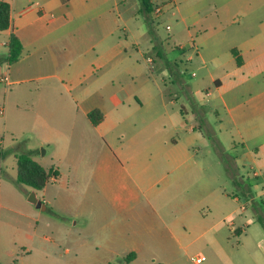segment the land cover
<instances>
[{
    "label": "crops",
    "instance_id": "obj_1",
    "mask_svg": "<svg viewBox=\"0 0 264 264\" xmlns=\"http://www.w3.org/2000/svg\"><path fill=\"white\" fill-rule=\"evenodd\" d=\"M4 1L11 6V26L0 31V68L6 61L3 71L0 69V83L7 91L14 85H27L25 113L32 125L23 141L14 127L0 125V154L4 153L0 172L8 168L6 157H13L17 163L18 153L32 154L43 167L59 172V177L42 190L33 189L45 195L50 185L68 188L62 181L64 162H69L65 168L73 176L84 159L91 176H105L111 181L105 190L117 202L106 206L104 212L126 210L131 217L86 219L82 229L80 221H74L77 250H84L81 242L88 240L94 242L88 244L92 249L103 246L95 243L99 241L110 253L123 257L125 253L127 264H138L146 252L167 258L157 264H191L190 260L193 264H264L260 261L264 250L251 251L241 241L235 245L230 240V236L249 233L245 221L248 205L236 193H222L212 187L203 164L192 159L191 134L197 129L189 124L192 112L185 105L177 110L167 106V97L173 103L179 95L167 88L168 92L162 91L159 86L157 74L166 73L170 78L172 71L161 62L157 48L162 41L158 45L153 40L161 38L155 24L150 26L141 0ZM151 2L154 7L158 5L155 12L161 20L167 6L181 1ZM221 3L217 1L202 15L191 12L185 18L187 39L171 48L179 51L180 59L206 68L210 83L202 91L222 105L218 116L222 111L226 116H221L220 122L228 119L232 136L237 139L232 144L234 166L248 178L254 176V186L259 187V182L264 184V0ZM12 33L21 40L23 51L17 61L9 63L8 55L1 50L8 49L9 54ZM150 51L155 54L148 55ZM2 75H6L5 80H1ZM171 76L174 84L175 74ZM1 110L0 114H5ZM93 111L102 114L99 123L89 117ZM6 133L12 137L7 144ZM97 137L105 143L100 153L90 148ZM41 147L46 148L49 165L40 159ZM15 172L7 175L16 180ZM114 177H121L117 185L112 184ZM194 186L204 187L212 198L194 201L189 196V201L167 204L155 200L157 193L191 195ZM226 196L232 198L231 202H226ZM51 198H43L44 210ZM166 205L169 218L162 211ZM93 207L88 204L85 212ZM138 209H151L156 218L138 215ZM35 220L39 222L38 216ZM95 226L100 229L96 231ZM59 231L62 234L61 228ZM33 234L39 236L37 227ZM210 234L207 252L188 258L195 242ZM124 240L135 242L125 252ZM29 252L27 245L16 241L8 251L9 256L21 259ZM200 255L207 259L196 263L193 258Z\"/></svg>",
    "mask_w": 264,
    "mask_h": 264
},
{
    "label": "rangeland",
    "instance_id": "obj_2",
    "mask_svg": "<svg viewBox=\"0 0 264 264\" xmlns=\"http://www.w3.org/2000/svg\"><path fill=\"white\" fill-rule=\"evenodd\" d=\"M179 1H181L180 4L177 3V5H170L165 8V14L161 17V20L155 12L158 5L154 7L152 14H150V19L154 21L152 27L155 24V27L158 29V35L161 38V40L157 38H153V40L158 45L159 41H162L159 48H157L161 51V62L170 65L172 70V72H169L170 78L169 75H165L166 73L157 74L159 86L162 91L168 92L167 88L170 92L175 90L179 95V98H176V102L174 101L175 103H172L171 97H167V106H170V108L174 107L177 110L181 105H185L192 112L193 118L189 124L196 125L198 129L191 134L192 159L203 164L206 170V178L210 181L212 187L217 188L222 193H237L241 197L242 203L248 205L245 212V221L248 223L249 233L247 235L230 236L231 242L236 245L241 241L249 250L254 251L255 249H259V252H263L264 184L261 181L259 182V187H255V177L251 176L248 178L246 172L241 173L234 166L236 153L233 150L232 144L236 138L234 139L232 136L229 120L223 118L225 123L222 124L220 122L221 116H226L224 111H222L221 116H218L217 110H220L222 105L220 103L216 104L214 97L207 96L206 91H202L210 83L206 76V68L200 69L199 64H191L184 60V58L180 59L179 51L171 48L172 45L187 39L188 28L185 18H188L191 12L195 11V13L198 12L202 15L207 10L213 9L214 3H217V1L221 3L224 0ZM193 4L197 6L194 7ZM167 25L170 27L167 28ZM1 51L3 55H8V49H2ZM147 53L148 55L155 54L153 51ZM5 62H1L3 63L0 68L2 71ZM175 62L178 66L174 65L176 64ZM193 71H196V76L189 75ZM173 74L176 76H174L176 78L174 81H177L174 84L171 81V75ZM8 89L9 91L6 90L3 83H0V110L3 108L5 111V114H0V125L7 123L11 127H14L19 131L20 135L18 138L23 141L27 139L31 130L30 126L32 125V120L27 118L25 113L29 99L26 96L28 88L27 85H14ZM6 97L10 105H7ZM48 101L52 103L49 97ZM0 135L2 134L0 133ZM15 138H17L16 135L14 136ZM4 139L5 144H7L11 142L12 137L6 133ZM121 141L124 142V138H121ZM93 147L96 153L102 152L105 148L103 139L97 137L95 146L93 144L90 146L91 151ZM45 149L41 147V155L44 158L39 157L46 165H49L50 157L49 155L45 157ZM5 162L8 168L4 169L3 173L0 172V264H127L128 261L125 253L124 257L110 253L111 250L104 247V242H95L98 246L103 245L96 250L88 245H93V241L84 240L81 242V245L85 246V249L82 251L77 250L74 242V238L77 236L76 230L78 229H75L72 224L76 220L80 221L79 226L82 229L81 226L84 225V220L86 219L102 218L111 220L113 218L122 219L124 217L125 220L131 218L127 217L129 215H127L126 210H124V213L115 210L108 213L104 212L106 206L110 207L117 202L113 200L112 194H108L105 190V187H108L111 182L108 181L107 177L91 176L88 169L84 167V163L87 162L84 159L81 160V166L76 171V174L69 176L65 168V164L67 165L69 162H64L65 164L61 168L64 173L62 181L68 185V188L60 189L56 185H50L47 194L44 195L42 191H38L40 201L37 204H33L29 200L34 191L33 188L18 184L13 180L15 176L11 178L7 175V173L11 175L16 174L15 171H18L17 163L14 162L13 157H6ZM233 175L238 177L239 182H235ZM260 179L263 180V177ZM194 180H196L195 176ZM120 181L121 177H114L112 184L117 185ZM245 186L250 188L251 194L245 192ZM203 189L204 187L197 188L194 186L191 195L189 192H172L171 194L157 193L154 196L157 197H155V200L158 203L166 202V204L170 201H189V196L194 201H201L205 196H207V200H210L212 198L210 197V191L207 192V190ZM49 196L52 197V201L47 204V209L44 210L40 202L46 204L43 198ZM224 198H226V202H231L232 200L231 197L226 196ZM143 199L144 201L142 200V202H145L146 198L143 197ZM88 204H94V207L85 212L84 208ZM164 207L165 209L162 211L165 217L169 218L170 210L167 209V205ZM141 211L142 209L137 210L138 215L143 213V215H147L148 219L153 220L156 218L151 209ZM136 215L131 219L133 222L136 219ZM37 216L39 219L38 223L35 220ZM35 227H37V234L39 236L33 234ZM58 228L59 230L60 228L62 229V234ZM95 229L97 231L100 229V226H95ZM28 232L31 233L30 237L27 236ZM211 238L210 234L198 239L195 242L193 250L190 251L188 258L194 256L197 252H207V241ZM15 241L23 243L30 248L29 254L25 255L23 259L18 255L9 256L8 251ZM133 243L135 242L124 240V252ZM114 244L117 245L116 243ZM114 251L119 252L118 250ZM152 254V252H146V256L141 257L138 264H146L145 261H148V264H151L152 261L157 264L159 261L167 259L158 254L157 256H152ZM256 258L258 259V257ZM260 261L264 262V256L261 257ZM190 263L193 264L191 260Z\"/></svg>",
    "mask_w": 264,
    "mask_h": 264
},
{
    "label": "trees",
    "instance_id": "obj_3",
    "mask_svg": "<svg viewBox=\"0 0 264 264\" xmlns=\"http://www.w3.org/2000/svg\"><path fill=\"white\" fill-rule=\"evenodd\" d=\"M141 4H142V9L145 12L146 16L150 17V14H152L154 10V5L151 2V0H141ZM148 22L150 26L153 24L152 19L148 18ZM10 26H11L10 3L4 0H0V31L8 29ZM8 48H9V54L7 57V61L9 63H13L20 58L23 51V44L15 33H12L10 35ZM167 67L170 69V71H172L170 65H168ZM89 117L96 124L101 121L102 114L98 111H93L89 114ZM3 155L4 153L0 154V159ZM16 157L18 163V173L15 182L18 184L29 186L35 190H42L48 183L53 182L54 179L59 177V172L56 169L54 168L46 169L40 163H38L30 153H24V152L18 153ZM233 178L236 183L239 182L237 176H234ZM245 188H246L245 192L247 194L252 193L250 188H247V186H245Z\"/></svg>",
    "mask_w": 264,
    "mask_h": 264
},
{
    "label": "built area",
    "instance_id": "obj_4",
    "mask_svg": "<svg viewBox=\"0 0 264 264\" xmlns=\"http://www.w3.org/2000/svg\"><path fill=\"white\" fill-rule=\"evenodd\" d=\"M157 12H160V10L157 9ZM148 59H149V61H153L152 57H149ZM194 75H195V73H194ZM5 79H6V75H4V76L2 75L1 80H5ZM1 113H4V110L3 109L1 110ZM206 259H207V256L206 255H200V256H196V257L193 258V260L196 263H200L202 261H205Z\"/></svg>",
    "mask_w": 264,
    "mask_h": 264
},
{
    "label": "water",
    "instance_id": "obj_5",
    "mask_svg": "<svg viewBox=\"0 0 264 264\" xmlns=\"http://www.w3.org/2000/svg\"><path fill=\"white\" fill-rule=\"evenodd\" d=\"M30 202H32L33 204H37L39 203V197L37 192L34 190L29 198ZM41 205V202H40Z\"/></svg>",
    "mask_w": 264,
    "mask_h": 264
}]
</instances>
